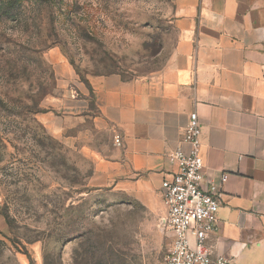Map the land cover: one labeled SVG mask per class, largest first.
I'll return each instance as SVG.
<instances>
[{
	"label": "crops",
	"instance_id": "0c3cea01",
	"mask_svg": "<svg viewBox=\"0 0 264 264\" xmlns=\"http://www.w3.org/2000/svg\"><path fill=\"white\" fill-rule=\"evenodd\" d=\"M170 23L171 54L148 76L82 81L57 61L56 94L35 119L91 164L89 187L159 209L161 221L169 156L187 150L181 141L196 113L204 184L228 175L206 245L225 264H264V0H173Z\"/></svg>",
	"mask_w": 264,
	"mask_h": 264
},
{
	"label": "rangeland",
	"instance_id": "374dc122",
	"mask_svg": "<svg viewBox=\"0 0 264 264\" xmlns=\"http://www.w3.org/2000/svg\"><path fill=\"white\" fill-rule=\"evenodd\" d=\"M172 8L173 0H0V264H95L91 234L113 251L109 264H166L160 210L89 187L91 164L35 115L56 94L57 61L82 81L161 69L174 43Z\"/></svg>",
	"mask_w": 264,
	"mask_h": 264
},
{
	"label": "built area",
	"instance_id": "2783aa9c",
	"mask_svg": "<svg viewBox=\"0 0 264 264\" xmlns=\"http://www.w3.org/2000/svg\"><path fill=\"white\" fill-rule=\"evenodd\" d=\"M201 124L196 113L189 115L181 143L169 161L175 171L161 183L164 216L163 228L172 234L166 264H225L222 257L213 259L206 245L208 236L217 230L222 186L228 175H220V184L203 179L200 156ZM119 143V139L115 141Z\"/></svg>",
	"mask_w": 264,
	"mask_h": 264
},
{
	"label": "trees",
	"instance_id": "16d2710c",
	"mask_svg": "<svg viewBox=\"0 0 264 264\" xmlns=\"http://www.w3.org/2000/svg\"><path fill=\"white\" fill-rule=\"evenodd\" d=\"M4 218L7 224H9L8 215L4 214ZM90 231H88L85 234V237L90 235ZM94 236V237H92ZM100 239L98 236L91 234L90 237H87L84 242L87 245L88 253L90 255L89 262L92 263L93 261H96L95 264H109L110 260H112L113 257V251L111 248L107 247L105 244V241H99ZM86 261V263H88Z\"/></svg>",
	"mask_w": 264,
	"mask_h": 264
}]
</instances>
